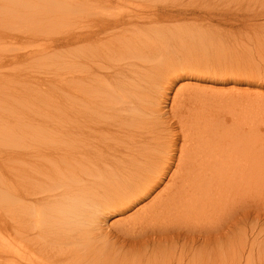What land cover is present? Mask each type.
<instances>
[{"label":"bare ground","instance_id":"6f19581e","mask_svg":"<svg viewBox=\"0 0 264 264\" xmlns=\"http://www.w3.org/2000/svg\"><path fill=\"white\" fill-rule=\"evenodd\" d=\"M44 1L36 16L24 17L34 27L71 25L68 35L59 36L61 31L54 39L55 46L71 47V123L0 121L12 204L6 264H216L223 253L239 264L249 250V191L264 196V158L251 154L247 111L221 118L226 126L217 135L216 104L192 99L177 113L176 132L162 141L155 130L161 101L154 99L156 81L144 68L171 63L173 52L196 54L204 39L189 24L175 22L184 14L180 1L156 6L129 0L130 9L121 4L117 11L77 0ZM16 10L17 3L0 0L1 30H11L14 17L7 13ZM197 31L210 36L211 30ZM31 54L2 53L0 67ZM9 81L0 74V86ZM33 82L37 92L49 83ZM38 95L28 102L41 104ZM8 99L1 93L0 109L10 108ZM135 207L119 223L123 232L110 233L108 216ZM216 214L239 219L242 235L237 239L234 226L217 228Z\"/></svg>","mask_w":264,"mask_h":264},{"label":"rangeland","instance_id":"374dc122","mask_svg":"<svg viewBox=\"0 0 264 264\" xmlns=\"http://www.w3.org/2000/svg\"><path fill=\"white\" fill-rule=\"evenodd\" d=\"M9 1L17 3L18 10L7 13L14 17L13 20H9L12 31L0 29V38H6V42H0V58H3L2 53L8 54V56L14 52L32 54L0 67V74L4 78L11 79L8 84L0 86V95L1 93L10 94L13 100L8 99L10 108L8 106L0 109V121H2L1 123H7V121L8 123H16L19 126L39 121L46 126L57 123L69 128L72 90V74L69 72L71 69L69 60L71 59V47L69 45L55 46L54 39L61 31L62 34L60 33L59 36L68 35L70 31L67 33V30L70 29L71 25L62 22L59 28L34 27V23L26 19L24 15L36 16L41 11L39 5L45 1ZM119 1L116 0L119 4L117 5L115 1L110 2V0H77V2H84V5L91 9L117 11L121 4L123 8L130 9L131 1ZM172 1L178 0H147L145 2H150L156 6H167L173 3ZM179 1L184 7V10L181 9L184 14L175 22L184 25L189 24L188 26L193 28L191 30L195 29L197 35H200V39H204L197 41L199 45L195 48L196 54L189 52L187 55V51H184V54L181 55L173 52L169 58L171 63L144 68V70L149 68L150 75L156 81L152 91L154 99L161 101L162 113H159L158 116L162 119L156 124L155 129L160 134L158 140L166 139L170 137L169 133L178 130L179 124L176 117L178 111H184L193 105L192 99H196L205 106L214 107L216 104V114L219 112V125H216L217 135H221L226 126L223 121H220L221 118L228 117L229 113L232 114L234 110L237 112L240 110L247 111L249 123H247L246 137L249 145L251 143V154H258L264 158V0ZM133 3H137V0H134ZM86 6L85 9L82 8L81 10L86 11ZM154 24L156 23L154 22ZM205 28L207 31L211 30L208 32L210 36L213 34L212 37L197 31ZM46 44L51 45L59 56L53 53L52 48L43 53L42 49L47 46ZM208 49L212 51L207 52ZM195 60H198L199 63L192 65L196 62ZM66 66L69 67L68 70ZM34 80L40 83H48L49 81L48 85L41 84L46 90L37 92ZM169 80H173V83H169ZM35 95L42 99L41 104L33 105L28 102L31 98L35 99ZM20 98H26L27 101H21ZM22 105L24 108L20 107ZM6 141L8 140L2 138L0 146L4 147L8 143ZM8 169L6 159L0 158V264H6L9 249L7 232L10 227L9 214L12 204L7 201V191H9ZM248 196L250 209L246 229L249 250L243 256L244 259L247 256V260H243L241 257L242 260L239 264H264V196L259 194L257 190H250ZM136 208L129 210L123 216L109 215L105 224L110 233L115 236L121 234L123 230H121L119 223L127 219V216H130ZM236 220L235 218L226 220L225 216L216 214L214 225L217 228L218 226L222 228L221 225L225 227L224 232L234 226L236 231L234 234L237 235L238 239L242 235L243 224L238 222L239 219ZM117 232L118 234H116ZM220 241L223 239L221 238ZM217 257L222 258L223 262L219 263L220 260L216 259V264L232 263L233 258L230 254L223 253ZM244 261L248 262L245 263Z\"/></svg>","mask_w":264,"mask_h":264}]
</instances>
